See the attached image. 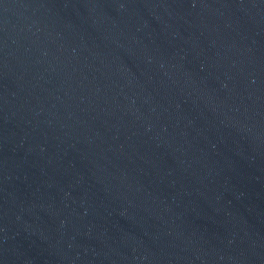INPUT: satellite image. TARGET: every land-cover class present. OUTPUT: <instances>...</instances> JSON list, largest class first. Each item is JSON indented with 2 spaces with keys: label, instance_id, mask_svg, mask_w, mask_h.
Instances as JSON below:
<instances>
[{
  "label": "water",
  "instance_id": "1",
  "mask_svg": "<svg viewBox=\"0 0 264 264\" xmlns=\"http://www.w3.org/2000/svg\"><path fill=\"white\" fill-rule=\"evenodd\" d=\"M0 264H264V0H0Z\"/></svg>",
  "mask_w": 264,
  "mask_h": 264
}]
</instances>
